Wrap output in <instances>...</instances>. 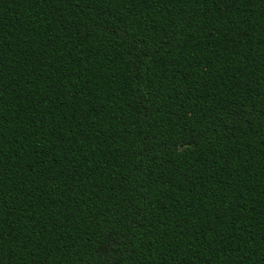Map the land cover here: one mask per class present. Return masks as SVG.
I'll list each match as a JSON object with an SVG mask.
<instances>
[{"label": "trees", "instance_id": "16d2710c", "mask_svg": "<svg viewBox=\"0 0 264 264\" xmlns=\"http://www.w3.org/2000/svg\"><path fill=\"white\" fill-rule=\"evenodd\" d=\"M0 264H264V0H0Z\"/></svg>", "mask_w": 264, "mask_h": 264}]
</instances>
